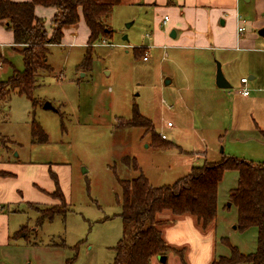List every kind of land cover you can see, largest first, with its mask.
<instances>
[{"label": "rangeland", "instance_id": "374dc122", "mask_svg": "<svg viewBox=\"0 0 264 264\" xmlns=\"http://www.w3.org/2000/svg\"><path fill=\"white\" fill-rule=\"evenodd\" d=\"M97 1L112 5L105 19L111 35L87 47L82 17L64 26L60 44L48 48L50 71L34 91L36 103L14 93L0 102V162L10 172H0L9 176L0 177V183L23 197L1 206L7 219L0 221V264H113L114 248L123 235L120 181L142 174L152 187L160 188L172 186L192 167L224 158L264 162V37L257 34L258 25L264 28V0H238L236 21L245 23L241 43L235 49L213 51L166 36L169 47L150 46L157 39L154 23L166 3L155 10L145 6V0ZM36 16L50 38L54 10L39 7ZM227 29L232 31L228 24V35ZM13 47L11 31L0 25V81L23 69ZM87 59L88 65L81 68ZM216 64L230 88L216 87ZM242 78L248 80L247 98L239 94ZM45 103L54 110L43 109ZM133 112L146 128L129 126ZM36 128L44 140L32 136ZM161 135L166 148L151 143V136L162 141ZM27 164L35 171L50 167L58 173L68 208L64 215L37 225L40 209L60 204L49 197L31 203L36 208L28 206L33 190L26 173L33 167ZM237 180L236 171L223 173L216 217L205 230L190 216H157L168 222L159 229L184 264L229 257L228 245L243 255L256 252L257 229L236 227L237 209L229 194ZM185 218L192 220L193 230L178 225ZM22 226H27L25 237L13 239ZM192 232L207 241V256L200 261L192 259L190 243L182 239H195ZM179 256L169 251L152 258L151 264H182Z\"/></svg>", "mask_w": 264, "mask_h": 264}, {"label": "trees", "instance_id": "16d2710c", "mask_svg": "<svg viewBox=\"0 0 264 264\" xmlns=\"http://www.w3.org/2000/svg\"><path fill=\"white\" fill-rule=\"evenodd\" d=\"M36 7L54 10L53 35L50 38L35 14ZM111 12V4H102L97 0H0V25L11 31L14 51L21 55L23 61L22 71L14 70L6 81H0V102L14 93L35 104L34 91L43 74L50 71L46 59L48 48L60 44L62 28L74 25L82 17L88 29L87 47H91L111 35V29L105 24ZM88 61L85 60L81 68H85ZM139 116L133 112L127 121L130 127L146 128ZM31 134L40 136V140L45 139L39 128L32 130ZM151 140L156 147H168L164 140L159 141L154 136H151ZM133 168L138 169L136 164H133ZM225 171L238 173L237 186L230 191L229 199L237 209L236 227L239 230L257 229V250L253 254L243 255L228 245L230 256L218 257L210 264H264V162L252 164L231 158H224L220 163L192 167L187 176L172 186L154 188L142 174L133 180L120 181L118 202L123 235L114 248L113 264H150L152 258L169 251L179 256V252L164 241L159 229L168 222L158 220L157 216L163 212H169L174 217L190 216L205 230L216 217L217 186ZM49 175L54 189L48 195L58 201L60 207L40 209L37 225H41L45 219L51 221L56 215H64L68 209L58 178L52 173ZM28 206L34 205L29 203ZM26 229L27 226L20 227L12 238L25 237L23 232ZM221 242L226 244L225 240ZM179 259L184 264L183 258L179 256Z\"/></svg>", "mask_w": 264, "mask_h": 264}, {"label": "crops", "instance_id": "0c3cea01", "mask_svg": "<svg viewBox=\"0 0 264 264\" xmlns=\"http://www.w3.org/2000/svg\"><path fill=\"white\" fill-rule=\"evenodd\" d=\"M16 1H27V0H16ZM165 3L168 4V6H165ZM143 4H145V6L147 7L155 6L154 7L155 10H157L158 7L163 8L165 6L164 7L165 12H163L162 17L161 18L158 17L156 19V22L154 23V31L156 32L157 39L154 44L152 43V45H150L151 47L153 46L158 48L169 47L171 42H168L165 36L170 38L171 31L175 32V37L173 39H179L180 42L187 43L188 45L193 44L195 46L200 47L201 49H206L211 51L216 49L217 50L231 49V48L235 49L241 43L240 41H238L239 36L236 34V28H237L236 19L238 17V12H237L238 0H158V1L145 0ZM37 8L39 7L35 8L36 14H37ZM39 11L40 10H38V12ZM164 16L168 17V21L163 25L162 20ZM222 20L224 22L223 24H221ZM227 24L232 29V31L230 32L227 29L228 35L224 30ZM165 26H166V32L164 31ZM258 28L261 29L259 25ZM161 29L164 32L161 31ZM232 34L234 35V39ZM250 79H253V77H250ZM27 165L33 167V168H29L30 170L26 173L28 174V177H30L28 180H29L30 188L33 190L31 191L32 198L28 199L29 201L27 202L39 203L44 201L45 199L47 200L50 197L48 194H50L54 189V185L49 174L52 173L58 178L59 177L57 175L58 173L54 172L50 167L45 168L44 171L43 169L35 171L34 166H32V164H27ZM7 169L8 167L0 162V172L10 173L6 171ZM26 169L27 167L25 166V170ZM43 174L44 177H42ZM0 177H9V176H0ZM45 178L47 179L48 182L44 181ZM1 184L4 183H0V188L3 187V185ZM14 193L15 194H11L9 192V188L8 187L6 188V186H5V192L4 193L0 192V221L7 219L6 217H4L2 213L3 209L1 208V206H4V204L17 203L20 198H23L22 196L18 197L15 191ZM181 221L184 222H180L178 225L184 223V225H188L189 228L192 229V223H191L192 220H190L189 218H185L184 220ZM168 232L166 233L169 234L171 236L170 238L174 241V243H176L173 235H171V233ZM193 237H195V239L193 238L188 239V237L182 239L185 241V243L187 241L190 243L188 245L192 248V250L191 253L189 254L190 256L191 254L193 255L194 258L192 259H195V261L196 260L200 261L201 258L204 256L203 246L207 245V241L204 242V238H202L201 236L199 237V235L196 234V232L193 233ZM8 238L9 237L5 235V242L6 239ZM184 241H179V244L184 243ZM168 245L174 249H177L174 247V245H170V244ZM194 247L197 249V254L195 253ZM181 250H183V248ZM206 256H207V252L204 257ZM201 263L203 264V261L198 262L197 264H201Z\"/></svg>", "mask_w": 264, "mask_h": 264}, {"label": "water", "instance_id": "95a60500", "mask_svg": "<svg viewBox=\"0 0 264 264\" xmlns=\"http://www.w3.org/2000/svg\"><path fill=\"white\" fill-rule=\"evenodd\" d=\"M223 23H224V22L221 21V24H223ZM257 34H258V36H260V37H264V28L259 29V30L257 31ZM170 37H171V38H174V37H175V32H174V31H172V32L170 33ZM124 40H127V38L124 37ZM165 84H166V85L169 84V81H168V80L165 81ZM215 85H216V87L219 88V89H228V88H230V85L228 84V82L226 81V79L224 78V76H223V74H222L221 67H220L219 64H216ZM43 109H45V110H54V108L52 107V105H51L50 103H45V104L43 105ZM164 259H165V258H163V259L161 260V262H164Z\"/></svg>", "mask_w": 264, "mask_h": 264}, {"label": "built area", "instance_id": "2783aa9c", "mask_svg": "<svg viewBox=\"0 0 264 264\" xmlns=\"http://www.w3.org/2000/svg\"><path fill=\"white\" fill-rule=\"evenodd\" d=\"M167 21H168V17L167 16H164L163 17V20H162L163 25ZM244 25H245V23L243 21H238L237 28H236V34L238 36H240L241 34L244 33V31H245ZM143 60L146 61L147 58L145 57V58H143ZM247 84H248V80L247 79L242 78L240 80V90H239V94L241 96L245 97V98H247L249 96V91L247 89ZM166 125H167V127H171V123H167ZM160 137H161L162 140H165L166 139L164 135H161Z\"/></svg>", "mask_w": 264, "mask_h": 264}]
</instances>
